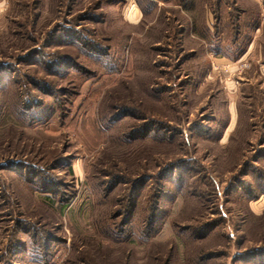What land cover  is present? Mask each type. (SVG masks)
<instances>
[{
	"label": "rangeland",
	"instance_id": "rangeland-1",
	"mask_svg": "<svg viewBox=\"0 0 264 264\" xmlns=\"http://www.w3.org/2000/svg\"><path fill=\"white\" fill-rule=\"evenodd\" d=\"M0 264H264V0H0Z\"/></svg>",
	"mask_w": 264,
	"mask_h": 264
}]
</instances>
